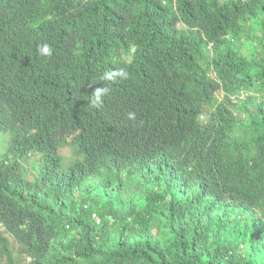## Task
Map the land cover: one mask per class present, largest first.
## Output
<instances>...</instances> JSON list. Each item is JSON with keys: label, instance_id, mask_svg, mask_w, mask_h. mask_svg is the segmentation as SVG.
Returning <instances> with one entry per match:
<instances>
[{"label": "trees", "instance_id": "16d2710c", "mask_svg": "<svg viewBox=\"0 0 264 264\" xmlns=\"http://www.w3.org/2000/svg\"><path fill=\"white\" fill-rule=\"evenodd\" d=\"M0 131V263L264 264V0H0Z\"/></svg>", "mask_w": 264, "mask_h": 264}, {"label": "rangeland", "instance_id": "374dc122", "mask_svg": "<svg viewBox=\"0 0 264 264\" xmlns=\"http://www.w3.org/2000/svg\"><path fill=\"white\" fill-rule=\"evenodd\" d=\"M10 141V133L7 131H0V159L3 157L7 146ZM60 153L62 155V165L69 164L73 159L72 146L68 143H64L60 148ZM20 165L23 175L27 179H34L41 168L43 167V163L41 161V155L39 152H31L24 158L20 159ZM7 237L11 241L12 247H14L15 243L9 234ZM16 246V245H15ZM3 264V263H0Z\"/></svg>", "mask_w": 264, "mask_h": 264}, {"label": "bare ground", "instance_id": "6f19581e", "mask_svg": "<svg viewBox=\"0 0 264 264\" xmlns=\"http://www.w3.org/2000/svg\"><path fill=\"white\" fill-rule=\"evenodd\" d=\"M96 215V214H95Z\"/></svg>", "mask_w": 264, "mask_h": 264}]
</instances>
